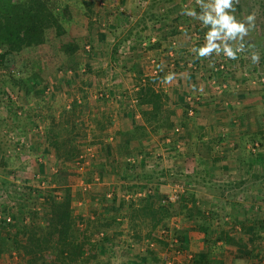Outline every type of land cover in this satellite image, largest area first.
I'll return each instance as SVG.
<instances>
[{"label":"crops","instance_id":"obj_1","mask_svg":"<svg viewBox=\"0 0 264 264\" xmlns=\"http://www.w3.org/2000/svg\"><path fill=\"white\" fill-rule=\"evenodd\" d=\"M92 8L98 12L96 18L94 13L92 17L95 23L93 36L95 52L92 55L95 61L91 66L92 74L83 73V77L75 79L78 80L76 85L72 84L74 89H70L71 87L66 89L68 92L76 90L79 93L76 98L79 101V111L82 116L80 118L89 119L90 122L94 119L93 121L98 125H105L101 129L96 128L92 133L94 136H102V140L109 144H105L108 163H103L99 165L100 167L97 166L101 157L99 147L93 145L84 149V145L78 150L80 157L82 152L85 150L90 152L92 149L91 156L94 158L91 164L93 165L89 166L93 174L91 181H99L96 186H92L91 195L87 200L91 199L99 206L105 203L109 206V213L106 209L98 210L97 213L92 210L88 213L95 214L92 217L94 222H100L103 217H107L108 220L115 219L120 223L106 228V231L101 229L104 234L133 232L127 224L128 211L121 212L124 210L123 206L130 202L137 204L138 200L142 199H136L137 196L141 197L138 192L140 189L148 193L144 195L143 192V198L148 196L156 198L160 196L159 193L164 195L170 190L172 183L168 185L163 183L161 177L174 175L187 179L186 192H189L188 197H190L188 202L183 197L175 203L177 211L173 214L183 220L182 225L175 224V226L188 233L187 243L190 237L195 235L202 219L207 221L204 230L211 235L213 227L208 221L214 217L211 216L212 213L219 210L217 209L219 203H222V207L226 204V201L218 199L219 192L214 191L221 189L220 195H222L224 188L242 189L244 183L252 188L259 187L260 178L257 177L260 175L257 170L252 169L255 159L250 155V152L254 151L248 145L251 134L248 133L247 125V122L251 121L248 115L255 99L253 95L255 81L252 78L253 73L257 71L253 63L246 62L248 80L240 75L241 69L244 70V61L240 67L235 64L230 76L227 71L217 70L212 75L215 82L211 81L213 78L208 76H211L212 70L205 66L207 61L204 58H197L191 51L193 47H198V41L194 36L198 35L197 38H202L201 42L204 43L207 29L202 27L200 21L181 14L182 9H195L199 12L196 0H107V2L98 0L97 5ZM164 13L167 14L164 16ZM106 14L111 15L112 19L108 16L105 19L103 16ZM118 15L127 25L122 37L130 33V37H127L140 40L139 46L135 49L134 46L129 45V50L127 49L129 70L123 73L119 68H116V71L106 68L111 66V62L114 63L112 50L115 43L122 38L117 40L109 35V38L104 39L107 36L105 29L119 25ZM86 64L90 66L89 63ZM80 70L83 72V69ZM137 71L142 72L141 84L138 85L132 83L131 79ZM170 73L175 74V79L170 83L164 82V77ZM108 76L110 80H107ZM144 77H151L148 85L154 91L166 95L167 101L161 105V109H165V112L164 110L161 112H164L165 116L168 115L169 127L152 131L143 122V111L149 109L150 104L138 102L133 94L142 90L147 79ZM228 77L230 80L227 79ZM101 91H106L110 98L101 95L98 97ZM189 99L192 100L190 103L193 107L192 115L183 112L186 102H191ZM175 127L178 128L176 132L173 130ZM251 128L252 133L255 129ZM112 144L115 147H110ZM45 146L47 148H42L44 154H52V148ZM120 149H131L135 151V157L138 156V159L140 157L139 160L137 159V169L140 168L142 174L140 180L133 174L137 172H134L135 168H123L122 158L118 155ZM85 171L87 172L88 168ZM114 172L118 174V178L114 174L108 175ZM104 174L113 178L105 180ZM189 174L196 175V181L188 179ZM216 175H219L221 180L214 179L218 177ZM130 176H135L137 180L125 183L131 179ZM161 185L164 186L163 192ZM218 186L220 189H217ZM86 187L88 188L87 184L83 188ZM120 187H123V191L128 190L133 193L136 200L119 198ZM232 192L226 190L225 195ZM246 200L242 194L236 200L235 206L238 209L234 217L237 221L245 218L243 213L244 206L248 204ZM191 202L194 211L188 209ZM113 203H118V207H113ZM80 204L81 202L76 201V206ZM253 208H258V205H253ZM103 211L105 212L102 214ZM79 215L83 216L80 212ZM255 218L260 221L264 215H255ZM223 219L230 218L227 216ZM256 228H259V225L255 227L251 224L252 231ZM137 229L140 233L145 231L141 226H137ZM154 230L157 233V228ZM254 232L262 234L258 229ZM217 233L219 230L214 232Z\"/></svg>","mask_w":264,"mask_h":264},{"label":"rangeland","instance_id":"obj_2","mask_svg":"<svg viewBox=\"0 0 264 264\" xmlns=\"http://www.w3.org/2000/svg\"><path fill=\"white\" fill-rule=\"evenodd\" d=\"M101 1L107 2V0ZM57 2L60 5L66 4L70 11L71 18L66 20L63 25L65 32L70 37H73L75 39L74 42L80 47L77 51V56L80 57V61H78L79 68L74 71H64L61 68L57 70L55 68L56 65L63 61L61 54L63 50L59 48L58 40L51 39L41 45L32 47L31 49H23L19 55L15 56L14 63L9 65V72L0 70V139L4 148L1 153L5 161L4 164V161L0 160V177H6L7 179V182L2 186L3 189L0 188V210L2 211L1 213H3L10 206V213H7L10 219L16 218L23 224H28V220L32 219V223L35 224L40 220L42 215L46 214L49 206L48 195L44 194L43 191L54 185L69 186L72 196L71 213L72 216L75 217L77 225H83L87 219L95 225L96 221L94 222V219L92 218L95 216L94 213H97L98 210L102 209L108 210L109 213V206H107L106 203L100 204L99 206L95 204L94 201L92 202L91 199L87 200L91 195L92 186H96V183L99 182L97 180L91 181V176L93 174L89 170L90 168L88 165L93 162L92 159L94 157L91 156L92 149L90 152L85 150L81 153L80 157L78 151L76 157L70 160H65L56 155L55 150H53L50 155L47 153L44 154L42 148H47L44 140L45 127H52L57 132H60L63 129V137L72 138L69 140V143L59 147L58 154L62 152V149L65 150L68 144L75 146L77 150L84 145V149L90 148L93 145L99 147L94 140V133H92L93 131L95 132L96 129L94 122H90L89 119H86L83 120V124L77 125L75 128L71 129L68 128V125H65V110L68 109L67 107H69L73 101L78 103L77 105L79 106V101H77L76 98V95H79L77 91L68 92L66 89H69L70 87V89H74L72 84L75 79L83 77V73L89 72V74H91V66L94 65L93 63L95 59L92 55H94L95 52V45L93 44L95 23H93L94 20L92 17L94 13V17L96 18L98 12L94 11L92 7L97 5L98 0H58ZM234 9V14L238 19H243L249 14H254L256 17V27L245 37V43L254 45L255 47L252 51H255L259 55V62L255 64L253 63L254 69L256 71L259 69L264 70V0H238V3H234ZM107 16L112 19V16L109 14H106L103 17L106 19ZM118 19L120 20L118 21V26L105 29L107 36L104 37V39L109 38V35L114 36V39L117 40L122 38L127 25H125L120 15H118ZM84 27L86 29H84ZM185 34L187 36V33ZM197 36L198 35L194 37L199 40ZM120 41L119 46L122 51H124V54H118V56H115L114 63L111 62V66L106 68L111 69L112 71H116V68H119L120 70H118L123 73L124 71L129 70V64L127 62L129 55H127L126 51L127 49L129 50V45L131 44H127L123 40ZM242 55L245 64L249 61L252 62L251 51L246 50ZM218 58L219 56L215 53L209 58H204V60L207 61L205 66H207L209 70H212L210 72L211 76L208 77H212L213 79L211 78V81L214 82L215 79L212 75L217 70L212 69V61H215ZM116 59L118 61H115ZM20 60L32 64H28V66H31L33 69L32 71H34L28 77L29 87L31 88H29V91H25L23 88L14 85L9 80L10 74L14 77L24 74V71H22L23 66H21L22 62ZM233 61L235 63L230 61L222 71L228 72L229 70L231 75V70L236 63V66L238 67L243 65V60L241 59ZM86 63H89L90 66ZM245 64L244 70L241 69L240 71L242 78H246L248 75L246 73L248 72V67H245L248 66V63ZM80 69H83V72ZM35 71L39 73H36ZM249 74L251 75L250 72ZM37 76L42 77L43 81L37 85H31L33 79H36ZM216 76L218 77L219 75ZM258 77L259 75L257 72H254L252 79L255 81V85L253 86L255 91L253 95L255 96V99H253V105L251 110H249L250 112L248 115L251 121L247 122V125L249 127L248 133L251 134L249 136L248 145L249 148H252L254 151L250 152V155L255 159L252 169L257 170L258 175H260L257 177L260 178L259 187L252 188L247 185V183H244L242 189L236 190L234 188H224L222 195H220V187H217L220 191L215 190L214 192H219V194L217 193L218 199L226 201V204L222 207V203H219L217 205V209L219 210L212 213L211 216L214 217L211 221H208L213 228L211 235L206 239L207 243L202 242V235H194L193 237H190V241L186 244L179 242L178 239L173 237V239L175 238V241H170L168 239L166 246L162 247L159 244H153L150 246L147 239H145V236H143V233L138 234L140 236L139 238L135 236L134 232H120V234L108 235L109 241L102 246L100 243L101 240L97 238L98 236H95V233L92 235L90 243L92 242L95 246L97 245L95 247V254L97 257L95 260H91V264H95V262L97 264H204L205 259L210 261L211 264H264V233L258 228L259 232H262V234H258L260 235V238H254L252 232L248 231V233H245L247 231L243 229L245 228L249 230L251 224L255 227L258 225L260 226V223H263L261 220L264 221V218H260V221L255 218V215H264V82H259ZM107 78V80H110L109 76ZM227 79L230 80L229 77ZM246 80L248 79L246 78ZM216 81L218 80L216 79ZM97 96L99 97V95ZM8 101L10 102L8 103ZM251 127L255 129L252 133ZM21 131H23L24 134H21L22 136L19 135ZM3 138L5 140L4 142ZM102 138L103 137L101 136L100 139ZM102 144L105 145L108 143L104 141ZM112 146L115 147L113 144L110 145V147ZM134 153L135 151L131 153V156L133 157L130 158V165H128V167L136 169H134V172H137L133 174L140 180L142 174L140 168L138 167L139 169H137L138 156L135 157ZM104 158L107 162V158L105 156ZM125 159L126 158H122V164L125 162ZM99 160L102 161L103 157H100ZM139 164L141 163L139 162ZM86 168H88L87 172H85ZM247 173L249 174V172ZM32 174H34V177ZM113 174L118 178V174L115 172L108 175ZM35 175H38V177H35ZM189 175L190 176L187 177L188 179L196 181V175ZM135 176H130L131 179H128L125 183L133 180L136 181L137 179ZM216 176L218 177L214 179L221 180L219 175ZM178 177L179 176L175 177L173 175L168 176L163 180L165 181L175 178L180 182L179 184H182L183 187H185V190L182 193L178 192L176 194V199L165 202L169 216L164 219V225L170 236L172 235L173 230L180 229L177 228L175 224L182 225L183 222L180 217L173 214L177 211L175 203H177L178 200L180 201L183 199V197L187 202V199H189V192H186L187 179ZM103 178L108 180L113 177H108L104 174ZM41 181L42 183H40ZM163 183L167 185L170 184L168 181ZM86 184L88 185V188H83ZM163 189L164 186H162V192L164 191ZM3 190L7 192L4 193ZM226 190H231L233 192L225 195ZM138 192L141 197L137 196L136 199L143 198L144 195L148 194L142 189H140V191L138 190ZM143 192L145 193L144 195ZM150 193L152 194L151 191ZM168 193H171V189L166 195H169ZM241 194L247 199L246 201H248V204L246 203V206H244L243 215H245V218L237 221L234 217V213L235 211L237 212L238 208H236L235 205L237 203V198H239V195ZM159 195L161 196L162 193H159ZM213 195L216 194L213 193ZM118 196L119 198L128 201L136 200L133 197V193L128 192V190L123 191V187H120V190H118ZM76 201L81 202V204L76 206ZM123 202L125 201L123 200ZM113 205V207H118V203H113ZM253 205H258V208H253ZM126 207L125 204L122 208L124 210L121 212L125 213L127 210ZM92 210L94 212L93 214L88 213V211ZM79 212L83 214L82 217L79 215ZM20 216H23L22 220H20ZM27 216L28 218H26ZM227 216H229L230 219L224 220L223 218ZM248 224H250V226H247ZM2 227L3 224L0 223V229ZM216 230H219V233H226L227 231V235L238 239V244L240 246L242 243L245 244L246 248H243V250L245 249V253L243 252V255H239V252H236L233 246L226 245L225 242L221 240L216 241L215 237L218 234H214ZM254 230L257 232V228ZM153 235H157L155 230H153ZM239 239L241 241H239ZM18 241L12 236L5 237L0 234V249H2L0 264L22 263L21 258H19V255L16 252ZM76 250L77 246H74L72 251L76 252ZM155 257L157 258V262L156 260L154 261Z\"/></svg>","mask_w":264,"mask_h":264},{"label":"trees","instance_id":"obj_3","mask_svg":"<svg viewBox=\"0 0 264 264\" xmlns=\"http://www.w3.org/2000/svg\"><path fill=\"white\" fill-rule=\"evenodd\" d=\"M57 1L58 0H0L1 71L9 72V65L11 63H14L15 56L19 55L23 49H31L32 47L41 45L51 39L58 40V46L59 48H61V50H63V52H61L63 61L56 65L55 68L57 70L61 68L64 71H74L75 69L79 68L78 61H80V57L77 56V51L78 48L80 49V47H78V44L74 42L75 39L73 37H70L65 32V28L63 25L66 20H69L71 18L70 11L68 10V6H66V4L60 5ZM166 14L167 13H164V16ZM129 35L130 33H128L125 37H122L121 41H127V44H131L132 47L134 46L133 48L135 49L139 46L140 40L130 39ZM201 39L197 40V46L203 44L201 42ZM126 53L128 54L127 51ZM112 54H114L112 55L113 60L114 58H116L115 56H118V54H124V51H122L118 41L113 47ZM242 57V53H239L237 60L241 59L244 62V59ZM230 60L233 61L234 59ZM20 61L22 62L21 66H23L22 71H24V74L19 75L17 77H14L10 74L9 80L14 85L23 88L25 91H29L30 87L28 77L34 71H32L33 69L31 68V66H28V64H32L26 63L22 60ZM228 73L230 76L229 70ZM141 74V71H137V74L131 77L132 83L137 85L141 84ZM146 78V82L144 83L142 90H138V92L135 91L133 97L138 102L150 104V108L143 111V122L146 126L149 127L150 130L157 131L161 128H166L170 126L168 115L165 116L166 114L164 113L165 109H163L164 112H161L163 111L161 109V105H164L163 103L167 101V97L165 94L159 91H154L148 85V80L151 79V77ZM42 81V77L37 76L36 79H33L31 85H37ZM76 82H78V80H75L73 84H75ZM9 102L10 101H8V103ZM190 103H192V100L189 103L186 102V105H184L183 112L186 115H192V113L188 114V110L193 108L192 104ZM77 104L78 103H75L73 101L71 102L69 107H67L68 109L65 110V125H68L69 129L75 128L77 125L83 124V119L80 118L82 117L80 114L81 111H79V106ZM93 120L92 122L95 123V121ZM96 124L97 123H95V128L99 129L105 126L102 124L101 126ZM62 130L60 132H57L52 127H45V144L50 146L52 150H55L56 155H58L60 158L70 160L76 157V155L78 154V150L75 146L68 144L66 149H62V152L58 154L59 147L61 145L69 143V140L72 139L69 137L64 138ZM21 132L19 133V135H24L23 131ZM100 137L101 136H94V140L99 145L100 156L103 157V160H99L97 166L102 165L103 163H107L104 158V156H107V151L105 150V145L102 144L104 141L100 139ZM4 141L5 140L3 138V142ZM3 150L4 148L0 139V160L4 161L1 153L3 152ZM131 153H133L131 149H120L118 152V155H120L121 158H126L125 162L123 163V168L125 167V169L129 168L128 165H130V158L133 157L131 156ZM92 165L93 164L90 163L88 166L92 167ZM32 175L34 177V174ZM161 179L164 180L166 178H163L162 176ZM165 181H168L169 183H180L175 178H172L171 180L168 179ZM6 182V177H0V188H2V186ZM6 192L7 191H4V193ZM43 193L48 195L49 206L46 214L42 215L40 217V220L37 221V223L33 224L32 219L28 220V224H23L16 218L5 221V216L7 215V213H10L9 206L7 210H5V212L3 213H1L2 211L0 210V223L3 224V227L0 229V234L5 237L12 236L16 241L19 240L18 246L16 247V252L18 253L19 258H21V264H91V260H95L97 257V255L95 254V247L97 245L95 246L94 243H90L92 235L96 233L95 236H98L97 238L101 240L100 243L103 246L107 241H109V238L106 233L104 234L100 230H105L106 228L114 227L120 223L115 219L108 220L107 217H103V220L100 222H96L95 225H93L90 221L86 220L83 225L78 226L75 217L72 216L71 213L72 196L69 186L54 185L53 187L45 189ZM166 194L167 193H165L164 195L162 194L161 196L156 198H149V196L144 197L140 199L137 204L136 202L126 203V209L128 211L127 219L129 221L127 222L128 228H130L131 231L134 232L135 236L139 238L140 236L138 234L140 232L138 231L137 226H141V228H144L145 231L143 232V236H145V239H147L149 245L152 243V245L159 244L163 247L167 245L168 239L170 241H175V238L178 239L179 242H183L186 244L187 239L189 237L187 232L182 230H173L171 237L168 234L167 228L164 225V219H166V217H168L169 215L165 203L168 202L165 197ZM161 200H165V202L161 203ZM188 209L194 211V205L192 202ZM104 212L105 211H103L102 214ZM188 214L189 213H187V215ZM19 218L20 220H22L23 216H20ZM26 218H28V216ZM261 222L263 221L261 220ZM200 223V226H197L198 228L196 229L195 235H202V242L207 243L206 239L209 234L204 230V224H207V221L202 219ZM260 224L261 225L259 226V229L264 232V222ZM156 228L158 231L156 233L157 235L154 236L153 230ZM243 229L247 231L245 233H248V231L252 232L254 238H260V235L255 234V230L252 231L251 228L249 230L245 228ZM160 230H164V232L160 233ZM100 232L102 233L100 234ZM116 234H120V232ZM173 237L175 238L173 239ZM215 240H221L224 241L226 245L233 246L235 248L234 250L236 252H239V255H243L245 253V249L243 250V248H246V245L242 243V245L240 246L238 244V239L227 235V231L226 233H218L215 237ZM239 241L241 240L239 239ZM74 246H77L76 252L72 251V248ZM1 254L2 250L0 251V255ZM156 259L157 258L155 257L154 261ZM95 264L97 263L95 262ZM204 264H211V262L205 259Z\"/></svg>","mask_w":264,"mask_h":264},{"label":"clouds","instance_id":"obj_4","mask_svg":"<svg viewBox=\"0 0 264 264\" xmlns=\"http://www.w3.org/2000/svg\"><path fill=\"white\" fill-rule=\"evenodd\" d=\"M234 3H238V0H196L199 12L195 9L181 10V14L200 21L202 27L207 29L204 43L191 49L197 58H209L215 53L237 59L239 53L248 50L251 51L252 63L259 62V55L252 51L255 46L245 43V37L256 27V17L249 14L238 19L234 14ZM174 79L175 74L170 73L164 77V82L170 83Z\"/></svg>","mask_w":264,"mask_h":264},{"label":"built area","instance_id":"obj_5","mask_svg":"<svg viewBox=\"0 0 264 264\" xmlns=\"http://www.w3.org/2000/svg\"><path fill=\"white\" fill-rule=\"evenodd\" d=\"M230 61L232 62V60L228 59L227 57H225L223 55H219V58L217 60L212 61V67H213L212 69L213 70H221V69H224ZM260 70L261 69H259L257 71V74L259 75L258 79H259V82H264V70H261V71ZM100 95L102 97H105V98H110L109 94L106 91H101L99 93V96ZM189 100L191 101V99H189ZM191 113H192V109H189L188 110V114H191ZM173 130L176 132V131H178V128L175 127ZM35 177H38V175H35ZM40 183H42V181ZM170 189H171V193H168L169 195H166L165 196L167 201L168 200L173 201L174 199H176V197H177L176 194L178 192H182L184 190V187H183L182 184L172 183V184H170ZM162 202L164 203L165 200H161V203ZM9 219H10L9 216L7 215L5 217V221H8ZM159 232L160 233H163L164 230H160ZM150 245L152 246V243Z\"/></svg>","mask_w":264,"mask_h":264}]
</instances>
